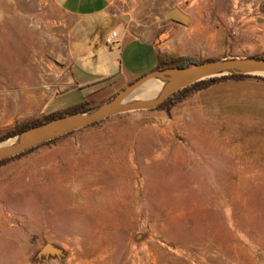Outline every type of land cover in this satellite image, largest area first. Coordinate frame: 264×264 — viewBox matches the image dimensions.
Listing matches in <instances>:
<instances>
[{
  "label": "rangeland",
  "instance_id": "374dc122",
  "mask_svg": "<svg viewBox=\"0 0 264 264\" xmlns=\"http://www.w3.org/2000/svg\"><path fill=\"white\" fill-rule=\"evenodd\" d=\"M126 1V22L151 39L169 33L160 43L172 36L166 12L188 13L196 36L174 48L199 61L264 57V0ZM70 20L54 0H0V136L88 100L94 87H71ZM187 98L0 164V264H264V159L253 156L264 136L229 124L223 145L251 153L225 158L210 149L220 124ZM47 242L64 256L38 258Z\"/></svg>",
  "mask_w": 264,
  "mask_h": 264
},
{
  "label": "crops",
  "instance_id": "0c3cea01",
  "mask_svg": "<svg viewBox=\"0 0 264 264\" xmlns=\"http://www.w3.org/2000/svg\"><path fill=\"white\" fill-rule=\"evenodd\" d=\"M54 1L71 19L68 23L67 43L71 62V87H94L88 98L91 102L101 103L107 100L141 75L156 69L159 62L170 55L184 57L191 54L187 49L174 46L193 39L197 32L194 27L188 28L173 21L174 24L169 29L172 36L160 43V38L169 33L151 39L135 28L134 23L126 22V14L131 16L127 11L126 0ZM114 32L116 42L109 46L107 40ZM142 47L150 52L141 54L138 50ZM127 51L133 52V56L125 59ZM108 78L111 79L103 81ZM186 101L188 108H195L206 123L220 124V127L210 129L211 134L221 136L211 139L210 149L216 150L225 158L240 159L251 153L244 149H229L223 145L227 139L222 137L223 132L227 131L224 128L229 124L236 122L244 128H256L246 132L264 136L263 80L253 77L228 79L193 93ZM217 142L220 143L219 146L215 145ZM254 153L255 158L264 159V150Z\"/></svg>",
  "mask_w": 264,
  "mask_h": 264
},
{
  "label": "water",
  "instance_id": "95a60500",
  "mask_svg": "<svg viewBox=\"0 0 264 264\" xmlns=\"http://www.w3.org/2000/svg\"><path fill=\"white\" fill-rule=\"evenodd\" d=\"M166 19L183 25L191 22L190 15L179 7L168 10ZM235 73L264 76V57H225L196 62L186 67L173 66L154 69L126 85L110 100L89 110L53 118L0 141V160L119 113L155 108L175 92L201 80ZM158 81H164V83L157 93L154 92L151 96L142 95L148 86H156ZM49 256L60 258L64 256V250L54 243L47 242L38 251L37 257L48 258Z\"/></svg>",
  "mask_w": 264,
  "mask_h": 264
},
{
  "label": "trees",
  "instance_id": "16d2710c",
  "mask_svg": "<svg viewBox=\"0 0 264 264\" xmlns=\"http://www.w3.org/2000/svg\"><path fill=\"white\" fill-rule=\"evenodd\" d=\"M213 59H216V58H208V59H205L204 61L213 60ZM196 62H202V61H199L197 58H195L193 56H184V57H182L180 59H177V60L174 59V60H169V61L168 60L160 61L159 64L156 66V69L157 68L173 67V66L186 67V66H189V65H191L193 63H196ZM251 77L257 78V79H260V80L264 81V77L263 76L251 75V74H242V73H235V74L225 75V76H214V77H211V78L196 82V83L192 84L191 86H189L187 88H184L183 90H179V91L175 92L168 99H166L163 103H161L158 106V108L165 107V108L169 109V108L173 107L176 103H178V102L182 101L183 99L189 97L192 93L207 89V88L211 87L212 85H214L216 83H219V82H222V81H225V80H228V79H245V78H251ZM109 79H111V78L105 79L103 81H107ZM116 94H114L112 97H114ZM112 97L108 98L107 100H110ZM93 106L94 105L91 103V101L87 100V101H85L83 103H80L78 105H75L73 107H69V108H66V109H62L60 111L52 112L49 115L45 116L42 120H40V119L38 120L37 119V120L31 121V122H28V123H26V124H24L22 126L15 127L11 131H9V132L5 133L4 135L0 136V141L8 139L9 137H12V136H14L16 134H19V133H21V132H23V131L31 128V127H34V126L43 124L45 122H48V121H50L53 118L65 116V115L70 114V113L86 111V110L91 109ZM51 141H53V140H49V141L44 142L42 144H46V143L51 142ZM42 144L34 146V147H32V148H30V149H28V150H26L24 152H21V153H19L17 155H14V156H11L9 158H5L3 160H0V164H2L4 162H7L8 160H10V159H12L14 157H18L20 155H23L24 153L29 152V151L37 148L38 146H40Z\"/></svg>",
  "mask_w": 264,
  "mask_h": 264
},
{
  "label": "bare ground",
  "instance_id": "6f19581e",
  "mask_svg": "<svg viewBox=\"0 0 264 264\" xmlns=\"http://www.w3.org/2000/svg\"><path fill=\"white\" fill-rule=\"evenodd\" d=\"M164 81H158L156 86H148L142 93L143 96H151L154 92L157 93L158 90L163 85ZM138 238H142V235H139Z\"/></svg>",
  "mask_w": 264,
  "mask_h": 264
},
{
  "label": "built area",
  "instance_id": "2783aa9c",
  "mask_svg": "<svg viewBox=\"0 0 264 264\" xmlns=\"http://www.w3.org/2000/svg\"><path fill=\"white\" fill-rule=\"evenodd\" d=\"M115 38H116V32H114L113 34H111V36L107 40V44L109 46H112L116 42V39Z\"/></svg>",
  "mask_w": 264,
  "mask_h": 264
}]
</instances>
